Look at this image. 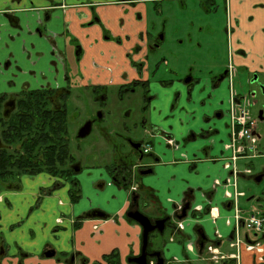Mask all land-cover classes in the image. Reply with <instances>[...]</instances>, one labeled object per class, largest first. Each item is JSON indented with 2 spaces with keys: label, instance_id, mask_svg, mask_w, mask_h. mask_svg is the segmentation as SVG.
Masks as SVG:
<instances>
[{
  "label": "crops",
  "instance_id": "0c3cea01",
  "mask_svg": "<svg viewBox=\"0 0 264 264\" xmlns=\"http://www.w3.org/2000/svg\"><path fill=\"white\" fill-rule=\"evenodd\" d=\"M128 2L130 4L122 0H94L91 4L106 29L116 36L130 35L134 42L137 34L146 27L148 4L152 2L158 5L160 0ZM89 3V0H55V3L54 0H0V46L8 43L12 46L15 41L18 44L17 26H12V22L6 18L8 13L20 18V26L26 34V39H21H25L28 46L37 45L33 52L39 51L42 40L34 31L40 23L35 19L40 20L45 13H49L50 22L44 32L56 37L61 50L69 44L72 35L83 43L86 53L80 68L84 74L112 83L119 82L125 73L133 76L134 71L127 66L126 59L130 44L120 48L113 43H103L100 27L83 28L93 17L92 7L87 5ZM227 10L232 21L231 42H228L232 64L228 65H232L234 78L258 74L264 82V0H228ZM10 34L16 36L15 41L9 37ZM86 34H90V38L86 39ZM204 84L212 92L207 79ZM228 86L229 82L226 81L222 88L214 92L216 99L213 108L196 109L189 105L190 114L176 112L175 119L169 121L176 135L175 140L191 132L198 135L210 127L218 129L216 137L191 141L186 149L172 148L165 139V132L169 128L164 118L167 120L170 115L169 105L174 89H169L163 83L153 86L152 90L159 97L155 104L157 114L154 124L161 131L157 138L146 144L157 154L160 163L154 174L142 180L140 185L152 190L159 200L158 204H150L147 209L149 216L153 220L171 217L169 244L165 251L172 257L169 261L165 260V264H264V233L257 239L258 236L252 237L248 232L243 234L244 228L240 230L246 244L255 243L257 247L254 250L242 248L239 260L213 263L205 247L202 249L200 246L198 229L202 227L208 244H214L223 255L237 254V250L230 247L237 208L229 205L231 200L228 195L244 194L237 199L242 218L248 216L250 211L264 212V191H258L257 199L255 196L247 198L246 194L247 189L253 187L251 183L256 181L257 175L264 174V167L258 174L248 176L245 172L251 166V163H247L250 159L241 157L236 161L237 176L234 179L225 165V158L230 156V152L224 155V144L230 140L232 133V119L227 112L231 108L232 89ZM236 94L239 96L240 92L237 90ZM205 97L199 94L196 101ZM218 109L224 110L223 118L210 125L204 123L203 116ZM193 110H196L195 117L191 115ZM257 136L261 141L258 132ZM263 146V143L261 147L259 144L262 150L260 158L264 164ZM230 178L233 180L228 186ZM23 181L22 190L0 193V264H67L64 259L66 254L68 257L77 254L75 264L103 263V257L115 250L119 252L122 264H126L130 256L141 254L143 230L126 216L130 208L129 193L115 187L104 170H86L79 176L83 197L78 204L71 202L67 186L45 196L37 204L40 190L50 187L52 180L38 176L26 177ZM102 182L104 185L101 186ZM189 194L192 195V211L210 207L211 214L201 219L188 215L182 221L175 220ZM245 198L247 200L243 201ZM95 209L104 212L107 218L86 219V214ZM76 225L80 227L76 229ZM49 250L56 252L54 258L45 257L44 253ZM153 250L161 251L164 257L159 248Z\"/></svg>",
  "mask_w": 264,
  "mask_h": 264
},
{
  "label": "flooded vegetation",
  "instance_id": "af4514ba",
  "mask_svg": "<svg viewBox=\"0 0 264 264\" xmlns=\"http://www.w3.org/2000/svg\"><path fill=\"white\" fill-rule=\"evenodd\" d=\"M89 1L90 3L87 5L92 7L93 17L83 25V28L89 29L96 26L100 27L102 32L101 42L103 43H113L120 48H124L130 44L131 46L126 52V59L127 66L133 69L134 75L132 76L129 73H125L121 76L120 81L116 83L107 82L101 77L97 80L93 77H88L84 74L82 68H80L86 50L79 38L72 35L69 44L65 49L61 50L57 44L56 37H54V35L50 36L44 32L46 25L50 22L49 13H45L40 20L39 18L35 19L40 25L38 24L35 28L34 34L42 40V43L38 46L39 51L33 52L37 45H26V34L23 33L24 31L20 26V18L18 17L17 19L13 14L6 13V18L12 22V26H17L16 30L18 31V34L16 36L18 38V44L17 41H15L16 36L10 34L9 37L13 39L15 43L12 46L9 43L3 45V47L0 46V193L5 190H22L24 188L23 179L26 177L37 178L38 176H44L50 178L53 183L50 187L42 188L40 190L41 193L39 194L40 196L37 204H40L45 196L66 186L69 188V196L72 202L70 195L71 191L73 189H80V193L82 192L79 176L86 172V170L91 171L102 168L115 187L129 193L130 208L128 212H134L139 209L141 212L149 216L147 209L150 204H158L159 200L152 190L144 188L143 185H140V182L146 177L154 174L155 168L157 164L160 163V160L157 154L152 151L150 145H144L143 141L135 140L130 136V134L133 133L132 130L128 128V123H132L134 128H137L138 125L143 128L147 135V143L150 142L151 139L158 137V133L161 129L154 124V117L156 116L155 114H157V107L155 104L156 101L159 100V97L158 94L152 90L154 89V84L163 83L167 84L169 89H174L172 101H170L171 103L169 105L170 115L167 120L164 118V122L168 121L167 124L170 123L169 121L175 119L176 112L178 114L188 113L189 105L194 106L196 109L213 108L215 105L214 99H216L214 92L222 88L221 86H223L226 81L229 82L228 87L232 89L231 108L227 111L229 115L232 114L231 111L235 105H243L247 102L246 107H248L249 104L247 98L241 97L240 95L238 96V94L235 93V78L232 71V65H228L226 72L221 73L219 76L215 77V79L211 80L207 78L212 92H209L206 88L207 86L204 84L206 79L201 80L188 77L181 81L155 80L153 78L154 74L151 65H149V54L160 47L163 37L158 36L155 38L154 35H152L148 21L149 16H147L145 29L140 31L137 34L135 41L132 42L130 35H124V37L121 35L116 36L111 30L106 29L105 23L91 4L94 0ZM122 1L130 4L128 0ZM206 1H208V3L210 1L212 4L215 2V0ZM227 2L228 0H225V12L228 11ZM227 18L228 23L226 29L228 34L227 37L229 38L232 33V21L228 12ZM22 37L25 39H21ZM85 37L86 39L90 38V34H86ZM228 42L230 43L231 40ZM47 48H49L48 51H46ZM251 76L254 78L252 79ZM248 77V84L249 82L251 84L259 82V88L264 94V82L259 78L258 74H250ZM77 87L79 89H75ZM74 90L81 91L83 94H76L74 93ZM199 94L206 95V97L200 101H196ZM251 96L255 98L257 96V91L252 93ZM82 98L85 99L88 105H90L93 113L92 116L89 119L84 120L82 124H76L75 121L73 119L71 121V118L69 117L68 105L71 101H73V103H79ZM115 102H118L125 107V112L122 113L124 124L123 129L125 130L122 131L126 132L127 135H124V133L119 130L118 132L122 133L118 134V136L124 141L122 147L126 145V142L129 143L132 148L131 154H124L119 146L115 147L110 155L99 153L98 151L95 152L94 148H90V150H86V152L83 153L81 152V155H78V148L73 150V144L75 142L78 144V142L88 139L93 132L92 129H94L95 124L106 121L105 116L109 115L110 111L108 110L106 113L105 110L110 108L111 105H114ZM221 102L223 104V101ZM223 111V109L214 110L211 113L204 115L202 120H204V123L210 125L211 122L223 118V115L225 114ZM191 115L195 117L196 110H193ZM261 119L264 120V111L261 112L259 119L260 121H263ZM254 121L256 127L253 130L252 136L257 139L256 150L251 153L248 151V153L239 156L236 161L241 157H245L248 160L258 159L262 155L258 146L260 141L259 136H257L258 122L256 120ZM89 123L91 124L90 133L85 137L79 136L81 129H83V127L85 128V125ZM171 126V124H168L167 126L169 130L165 132V139H167L168 144L172 148L186 149L191 141L199 138L208 139L209 137H216L218 135V129H212V127H210L208 130L198 133V135L195 132H191L187 135L179 136L180 138H176L177 140H175L174 137H176V135ZM231 146L232 137L226 144H224V155H226L227 152H230V156L225 158L227 162L225 165L226 168L231 171L232 176L235 179L237 176V170L236 162H232L234 150ZM30 160H34L33 165L30 163ZM105 160H107L110 165L107 164L106 166L99 167L94 165L95 163H99V161L103 164ZM38 170L39 172H37ZM248 171H250V173H248ZM245 174L248 176L253 175L252 169L248 168ZM259 176H264V174H258L256 178ZM233 178L228 180V186L231 185ZM100 185H104V182L100 183ZM243 195L244 194H238L234 197L228 195L231 200L229 205L233 206V208H237L239 214L241 211L237 207V199ZM82 197L81 193L80 200L76 203H72H80ZM191 199L192 195L189 194L180 208V211L177 213L175 220L182 221L188 217L187 216L181 220L177 219V217L183 215V209L187 204L192 205V201H190ZM97 211L104 213L101 210L95 209L88 212L86 217L88 214ZM210 212H212V210L208 207L196 212L189 210L187 214L192 215L196 219H201L205 215H210ZM107 216L108 215L105 217L107 218ZM131 221L134 222L133 220ZM169 223L170 221L167 222V225L165 226L166 229L169 228ZM235 225L236 221L234 223L233 236ZM79 227H76V229ZM199 230H203V228L201 227L198 231ZM155 234L163 236V234L159 233L152 234L149 244L151 247V239ZM255 235L258 236L260 234ZM233 236H231L230 247L234 240ZM199 238L201 246L202 238L200 235ZM254 244L255 243L246 244L244 239H242L240 252L242 248L247 249L248 245L256 248L257 246ZM204 247L201 248H204L207 251L211 260L212 253L210 248L216 250L215 245L205 242ZM115 251L118 252L117 250ZM149 251L160 252L162 254L161 251L153 250L152 248L151 250L149 249ZM52 252L56 255L55 251L49 250L44 253L45 257L47 253ZM66 255L64 258L66 263L75 264L77 254L70 255L69 257ZM135 257L137 256H130L128 259ZM59 260H61V258H59ZM102 260L103 263L96 262L94 264H104L105 262L109 264L104 257ZM119 261L121 264L120 255ZM164 262L166 263L165 259ZM126 264L134 263H129L127 260ZM148 264H157V260L155 258L149 259Z\"/></svg>",
  "mask_w": 264,
  "mask_h": 264
},
{
  "label": "rangeland",
  "instance_id": "374dc122",
  "mask_svg": "<svg viewBox=\"0 0 264 264\" xmlns=\"http://www.w3.org/2000/svg\"><path fill=\"white\" fill-rule=\"evenodd\" d=\"M148 11L149 14L147 15L149 16L148 21L152 35L155 38L158 36L163 37L160 47L149 54V65H151L155 80L181 81L188 77L201 80L209 78L212 80L221 73L226 72L228 64H232L226 29L228 18L227 12H225V0H215L213 4L210 1L208 3L206 0H160L158 5L152 2L149 3ZM248 76L238 75L235 77V93L238 90L241 97L247 98L248 111H250L251 117L258 122L257 132L262 137L259 142L261 147V144H264V122L259 119L261 112L264 111V94L259 88V82L256 84L249 82L250 85L248 84ZM255 91H257V96L253 98L251 94ZM74 93L83 94L78 90H74ZM81 100L79 103L71 101L68 105L69 117L76 124H82L93 113L85 99L82 98ZM245 105L247 106V102ZM108 110L110 114H106V121L95 124L94 129H92L93 132L88 139L82 140L78 144L77 142L73 144V150L78 148V155H81V152L90 150V148H94L95 152L98 151L99 153L110 155L114 148L119 146L124 154H131L132 148L129 143L126 142V145L122 147L124 141L118 136V134L123 132L122 130H125L123 129L122 116V113L125 112V107L115 102L105 112L107 113ZM128 128L132 130L133 134H130L132 138L143 141L144 145L147 143V135L140 125L134 128L132 123H128ZM119 130L122 132L119 133ZM123 133L127 135L126 132ZM260 147L259 151L262 152ZM262 160L259 158L247 161V163H251L249 168L252 169L253 175L258 174L259 170L264 167ZM106 162L108 161L105 160L102 164L99 161V163L94 165L96 167L110 165L109 162ZM99 170L103 169L99 168ZM251 186L253 187L247 189V198L255 196L257 199L258 191H264V179L260 183L252 182ZM252 188H255V191H252ZM247 198L243 201H246ZM260 212L257 211V213ZM249 214H252L251 211ZM169 232L170 228H167L164 236L157 234L152 236V247L149 246L150 250L151 248L162 250L166 261H169L170 257H172L165 251L166 246L169 244ZM246 232L248 230H244L243 234ZM248 233L250 236L255 237V233ZM261 237L260 234L257 239ZM104 264L107 263L105 262Z\"/></svg>",
  "mask_w": 264,
  "mask_h": 264
},
{
  "label": "built area",
  "instance_id": "2783aa9c",
  "mask_svg": "<svg viewBox=\"0 0 264 264\" xmlns=\"http://www.w3.org/2000/svg\"><path fill=\"white\" fill-rule=\"evenodd\" d=\"M245 104L235 105L232 109V148L234 150V155L232 157V162H236L239 156L246 153H251L256 150V138L252 136L253 130L256 127L255 121L251 117L250 111ZM250 173V171H248ZM235 230H234V240L231 243V247L238 251L237 255H232L231 257L220 254L217 250H211V260L213 263H222L228 261V259L239 260V252L242 246V238L240 230L244 228L248 232L255 234L264 233V214L263 213H252L245 218H242L239 211H236L235 216ZM248 250H254L255 247L248 245ZM262 253V250H259Z\"/></svg>",
  "mask_w": 264,
  "mask_h": 264
},
{
  "label": "water",
  "instance_id": "95a60500",
  "mask_svg": "<svg viewBox=\"0 0 264 264\" xmlns=\"http://www.w3.org/2000/svg\"><path fill=\"white\" fill-rule=\"evenodd\" d=\"M91 124L85 125V128L81 129L80 135L81 137H85L90 133ZM264 176H259L256 178V181L259 183L263 179ZM140 196V195H139ZM191 210V204H187L183 209V215L181 217H177V219L181 220L183 218H186L188 216V212ZM106 215L101 212H93L87 215L86 218H101L104 219ZM129 219L136 222L138 225H140L143 230L142 233V251L141 254L135 258L128 259L129 263L134 264H148L149 259L155 258L157 260V264H164V258L162 257V254L160 252H150L149 251V244H150V237L154 233L164 234L166 225L168 221H171V217L161 218L158 220H152V218L143 212H141L139 209H137L134 212H128L126 215ZM200 218V217H199ZM198 234L202 238L201 247H204V243L207 242V238H205V234L203 230H199ZM55 256V253H47L46 257H53Z\"/></svg>",
  "mask_w": 264,
  "mask_h": 264
},
{
  "label": "trees",
  "instance_id": "16d2710c",
  "mask_svg": "<svg viewBox=\"0 0 264 264\" xmlns=\"http://www.w3.org/2000/svg\"><path fill=\"white\" fill-rule=\"evenodd\" d=\"M30 163L33 165L34 160H30ZM37 172H39V170ZM70 195H71V198H72V202H74V203L78 202L80 200V198H81L80 189H75V190L73 189L71 191ZM76 227H79V225H76ZM117 253L118 252H116V251L112 252L111 254L104 256V259L109 264H120L119 255Z\"/></svg>",
  "mask_w": 264,
  "mask_h": 264
}]
</instances>
